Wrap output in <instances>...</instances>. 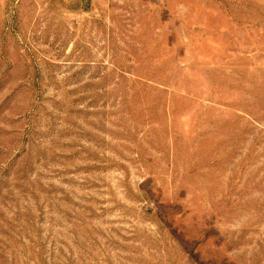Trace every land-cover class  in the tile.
Listing matches in <instances>:
<instances>
[{"label": "rangeland", "instance_id": "obj_1", "mask_svg": "<svg viewBox=\"0 0 264 264\" xmlns=\"http://www.w3.org/2000/svg\"><path fill=\"white\" fill-rule=\"evenodd\" d=\"M0 264H264V0H0Z\"/></svg>", "mask_w": 264, "mask_h": 264}]
</instances>
